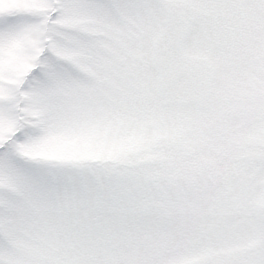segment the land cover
Here are the masks:
<instances>
[{
  "label": "rangeland",
  "instance_id": "obj_1",
  "mask_svg": "<svg viewBox=\"0 0 264 264\" xmlns=\"http://www.w3.org/2000/svg\"><path fill=\"white\" fill-rule=\"evenodd\" d=\"M0 264H264V0H0Z\"/></svg>",
  "mask_w": 264,
  "mask_h": 264
}]
</instances>
